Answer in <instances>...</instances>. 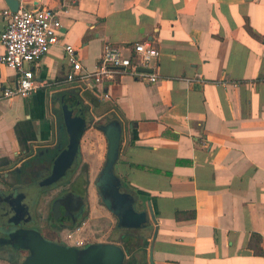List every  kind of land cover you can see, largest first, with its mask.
<instances>
[{
	"label": "crops",
	"instance_id": "1",
	"mask_svg": "<svg viewBox=\"0 0 264 264\" xmlns=\"http://www.w3.org/2000/svg\"><path fill=\"white\" fill-rule=\"evenodd\" d=\"M23 1L56 11L61 27L58 44L30 66L29 96L3 97L17 73L0 63V195L11 172L18 185L66 146L61 100L71 95L63 100L88 124L79 143L121 122L115 174L155 217L94 241L117 246L122 264H264V0ZM144 41L160 51L155 83L65 82L64 46L92 70L105 43ZM106 152L107 142L97 157ZM0 264L21 263L3 247Z\"/></svg>",
	"mask_w": 264,
	"mask_h": 264
},
{
	"label": "built area",
	"instance_id": "2",
	"mask_svg": "<svg viewBox=\"0 0 264 264\" xmlns=\"http://www.w3.org/2000/svg\"><path fill=\"white\" fill-rule=\"evenodd\" d=\"M17 1L16 11L10 8L0 11L2 19L6 20V27L0 33V42L4 46L0 63L17 73L15 83L2 92L6 99L27 97L36 89L30 66L58 44L57 32L61 27L56 11ZM63 52L70 66L65 82L70 85H102L114 81L116 75H127L149 83L158 80L156 69L160 51L150 42L105 43L99 62L92 70L83 68L72 46H64Z\"/></svg>",
	"mask_w": 264,
	"mask_h": 264
},
{
	"label": "flooded vegetation",
	"instance_id": "3",
	"mask_svg": "<svg viewBox=\"0 0 264 264\" xmlns=\"http://www.w3.org/2000/svg\"><path fill=\"white\" fill-rule=\"evenodd\" d=\"M68 143L69 135L67 136L66 146ZM60 152L55 155L49 168H44L39 172H30L24 178V181L18 185L7 187L4 201L0 202V231L4 234L0 236L2 242L8 240L13 232L21 230L28 233L32 232L45 242L65 247H75L77 250H85L90 245L100 244L90 236L87 237L88 234L84 235L85 230L79 232L77 239L72 238L76 237L75 234L78 230L81 231L76 226L79 224V219L85 213L88 204L85 191L88 189L86 187L90 184V181L88 178L82 180L77 177L79 148L77 154L73 157L74 160L71 159L67 164L60 163L61 160L57 159L61 154ZM103 164L94 178L92 186H94L102 205L114 216L116 228L120 231L122 227L118 226V217L108 210V201L103 199L99 188L96 186ZM113 207L111 202V208ZM22 240L13 241L17 246H20V249L15 250V252L19 256L21 264L30 254L28 249L22 248L23 244L29 242V240ZM67 240L71 241V244ZM103 245H107V243ZM4 248L14 250L12 246H5Z\"/></svg>",
	"mask_w": 264,
	"mask_h": 264
},
{
	"label": "water",
	"instance_id": "4",
	"mask_svg": "<svg viewBox=\"0 0 264 264\" xmlns=\"http://www.w3.org/2000/svg\"><path fill=\"white\" fill-rule=\"evenodd\" d=\"M6 3L8 8L16 11L17 0H6ZM70 97L71 95H65L63 99ZM63 99L61 100V108L69 135V143L60 152L61 154L57 159L61 160L59 161L60 163L67 164L77 154L79 141L86 126L81 110H74ZM76 105L78 104L76 103ZM97 129L102 132L107 142L105 161L100 178L96 183L100 195L104 200L108 201V210L118 217L119 227L145 228L150 221H155L151 203L147 202V210H139L138 197L123 186L121 179L115 174V164L119 156L118 151L122 131L121 122L117 119L110 120L106 124L98 126ZM4 195V193L0 195V202L4 201ZM111 202L113 203V208H111ZM28 234L30 235L28 236ZM31 234L32 232L15 231L5 242H2L0 238V248L12 246L14 250H19L20 246H17L14 242L22 239L25 241L29 240L22 246V248L30 251L29 256L22 264H122L124 260V254L114 245L94 244L85 250H77L75 247H65L45 242L40 237ZM2 235L4 234L0 231V236Z\"/></svg>",
	"mask_w": 264,
	"mask_h": 264
},
{
	"label": "rangeland",
	"instance_id": "5",
	"mask_svg": "<svg viewBox=\"0 0 264 264\" xmlns=\"http://www.w3.org/2000/svg\"><path fill=\"white\" fill-rule=\"evenodd\" d=\"M86 115L87 118L88 116H91L87 110ZM100 122L101 121H99L98 123ZM79 145L80 155L79 166L77 168V177L82 180L88 178L90 184L86 187V189H88L85 191L88 197V204L86 205L85 213L80 217V222L76 227L77 229L82 228V230H85L83 234H88L87 237L90 236L92 239H101L99 234H107L102 237V239H105L104 241L108 242L113 239V237L117 236V234H119L120 232L119 229L116 228V220H114V216L110 214L102 205L95 192L94 186H92L93 180L98 174V171L104 162V159L101 161L102 157L99 159L97 157V154L100 151H102L103 154L106 147L105 138L100 132L92 129L85 133L84 139L81 143H79ZM10 175L12 176V179L10 180L12 186L14 185V183H18L20 181L19 178H14L13 172H11ZM0 179L2 180L4 178L0 177ZM43 209L45 208L43 207ZM82 230L80 231V233L82 232ZM67 241L71 244V241ZM7 255L9 257L13 256L12 251L9 250Z\"/></svg>",
	"mask_w": 264,
	"mask_h": 264
},
{
	"label": "trees",
	"instance_id": "6",
	"mask_svg": "<svg viewBox=\"0 0 264 264\" xmlns=\"http://www.w3.org/2000/svg\"><path fill=\"white\" fill-rule=\"evenodd\" d=\"M256 253L259 254L260 253L259 250H257Z\"/></svg>",
	"mask_w": 264,
	"mask_h": 264
}]
</instances>
